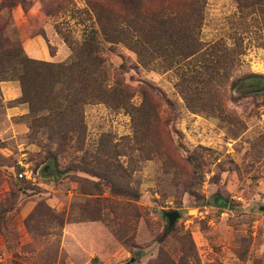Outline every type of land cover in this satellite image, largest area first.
I'll return each instance as SVG.
<instances>
[{
	"label": "rangeland",
	"instance_id": "374dc122",
	"mask_svg": "<svg viewBox=\"0 0 264 264\" xmlns=\"http://www.w3.org/2000/svg\"><path fill=\"white\" fill-rule=\"evenodd\" d=\"M23 1L0 0V44L18 41L30 58L71 56L57 27L77 43L99 27L87 0ZM115 1L106 5L117 12L129 3ZM191 2L140 5L188 15ZM203 15L206 52L190 69L214 80L202 96L213 112L189 108L161 58L146 67L101 39L132 103L143 86L160 102L142 135L129 110L101 102L84 107L82 138L51 140L32 129L20 79L0 66V264H150L162 249L178 259L185 235L201 264H264V2L207 0ZM172 211L181 215L170 225Z\"/></svg>",
	"mask_w": 264,
	"mask_h": 264
},
{
	"label": "trees",
	"instance_id": "16d2710c",
	"mask_svg": "<svg viewBox=\"0 0 264 264\" xmlns=\"http://www.w3.org/2000/svg\"><path fill=\"white\" fill-rule=\"evenodd\" d=\"M109 1L115 0H87L99 27L82 43L75 42L70 34L57 27L58 33L72 49L71 56L65 61L30 58L18 41L0 44V66L7 75L13 71L14 76L20 79V99L30 104L27 117L31 120L32 129L35 127V131L39 132L41 127L46 128L52 133L51 140L59 138L65 142L74 134L82 138L84 107L101 102L129 110L140 135L147 121H159L160 102L146 86L140 90L142 101L137 106L132 103L134 90L122 78L111 77L101 39L113 44H126L137 53L138 59L146 67L154 59L161 58L167 64L166 68H175L181 75V92L189 108L213 112V103H207L202 96L211 88L214 80L198 71L193 73L190 69L194 59L206 52L203 50L206 43L199 39V32L207 0H192L190 9L185 11L188 15L179 11L169 14L162 7L150 10L144 8L142 3L140 5V0H126L128 5L117 12L106 5ZM237 1L243 6L246 0ZM19 3L25 4L23 0H11L9 6ZM57 12L48 10L49 14ZM169 26L174 29L169 31ZM218 61H212L215 62L214 68L219 67ZM222 78L227 79L226 76ZM223 84L220 83V86ZM142 142L143 139L139 138L138 143ZM128 194L135 199L140 196L136 189H131ZM91 218H101L100 212ZM183 240L182 254L178 259L162 249L150 264H201L192 237L185 235Z\"/></svg>",
	"mask_w": 264,
	"mask_h": 264
},
{
	"label": "water",
	"instance_id": "95a60500",
	"mask_svg": "<svg viewBox=\"0 0 264 264\" xmlns=\"http://www.w3.org/2000/svg\"><path fill=\"white\" fill-rule=\"evenodd\" d=\"M225 206H227V203H225ZM180 215L181 214L178 211H172V212L167 213V216L170 221V225H173L174 222L180 217Z\"/></svg>",
	"mask_w": 264,
	"mask_h": 264
},
{
	"label": "crops",
	"instance_id": "0c3cea01",
	"mask_svg": "<svg viewBox=\"0 0 264 264\" xmlns=\"http://www.w3.org/2000/svg\"><path fill=\"white\" fill-rule=\"evenodd\" d=\"M36 56V55H35Z\"/></svg>",
	"mask_w": 264,
	"mask_h": 264
}]
</instances>
